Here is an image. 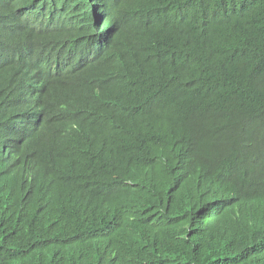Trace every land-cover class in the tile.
Returning a JSON list of instances; mask_svg holds the SVG:
<instances>
[{
  "label": "trees",
  "instance_id": "16d2710c",
  "mask_svg": "<svg viewBox=\"0 0 264 264\" xmlns=\"http://www.w3.org/2000/svg\"><path fill=\"white\" fill-rule=\"evenodd\" d=\"M0 264H264V0H0Z\"/></svg>",
  "mask_w": 264,
  "mask_h": 264
}]
</instances>
